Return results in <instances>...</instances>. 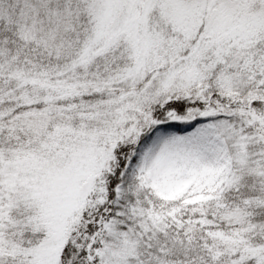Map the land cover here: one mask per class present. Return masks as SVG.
I'll list each match as a JSON object with an SVG mask.
<instances>
[{"label":"snow or ice","instance_id":"obj_1","mask_svg":"<svg viewBox=\"0 0 264 264\" xmlns=\"http://www.w3.org/2000/svg\"><path fill=\"white\" fill-rule=\"evenodd\" d=\"M0 264H264V0H0Z\"/></svg>","mask_w":264,"mask_h":264}]
</instances>
